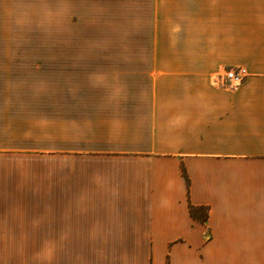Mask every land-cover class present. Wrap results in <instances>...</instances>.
I'll return each instance as SVG.
<instances>
[{
	"label": "crops",
	"instance_id": "crops-1",
	"mask_svg": "<svg viewBox=\"0 0 264 264\" xmlns=\"http://www.w3.org/2000/svg\"><path fill=\"white\" fill-rule=\"evenodd\" d=\"M90 7L0 0V264H264V0Z\"/></svg>",
	"mask_w": 264,
	"mask_h": 264
},
{
	"label": "rangeland",
	"instance_id": "rangeland-1",
	"mask_svg": "<svg viewBox=\"0 0 264 264\" xmlns=\"http://www.w3.org/2000/svg\"><path fill=\"white\" fill-rule=\"evenodd\" d=\"M94 0H83V24H82V46L88 47L91 45H98L99 42L95 39V36L92 34L93 31V25L90 23V11H91V2ZM51 81V87H50V94L51 96H55L58 94V87L52 85ZM84 83V81H83ZM90 93L88 85H84L82 87V94L88 95ZM88 103H83V110L84 106H88ZM87 115L83 111V128L84 125H88L89 120L87 118H84ZM84 130V129H83ZM85 137H88V135L83 134V139ZM84 144V140H83ZM87 227H89L91 224L86 223ZM93 227L95 225L97 226V223L95 222ZM99 226V225H98ZM96 232V231H95ZM67 252H68V248ZM80 250V257H81V264H125L120 262V258L118 256L126 255V254H141L142 248H124V247H107V246H82L79 248ZM68 254V253H67Z\"/></svg>",
	"mask_w": 264,
	"mask_h": 264
},
{
	"label": "built area",
	"instance_id": "built-area-1",
	"mask_svg": "<svg viewBox=\"0 0 264 264\" xmlns=\"http://www.w3.org/2000/svg\"><path fill=\"white\" fill-rule=\"evenodd\" d=\"M247 77L243 68L225 70L212 79V85L226 90H235Z\"/></svg>",
	"mask_w": 264,
	"mask_h": 264
},
{
	"label": "trees",
	"instance_id": "trees-1",
	"mask_svg": "<svg viewBox=\"0 0 264 264\" xmlns=\"http://www.w3.org/2000/svg\"><path fill=\"white\" fill-rule=\"evenodd\" d=\"M181 173H182V176L185 180V184H186V187L188 190L189 181H188L187 175H186L183 168L181 169ZM189 213L193 219H196V220L200 221L201 223H204L207 220L208 215H207V209L206 208L194 207V206L189 204Z\"/></svg>",
	"mask_w": 264,
	"mask_h": 264
}]
</instances>
